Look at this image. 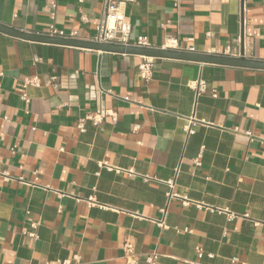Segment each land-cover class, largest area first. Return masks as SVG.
I'll use <instances>...</instances> for the list:
<instances>
[{"label": "crops", "instance_id": "0c3cea01", "mask_svg": "<svg viewBox=\"0 0 264 264\" xmlns=\"http://www.w3.org/2000/svg\"><path fill=\"white\" fill-rule=\"evenodd\" d=\"M52 11L91 41L102 0H0V23L47 35ZM241 15L244 58L264 61V0L125 6L129 44L230 58ZM142 57L0 33V264H129L125 242L131 264H264V71L153 58L145 82Z\"/></svg>", "mask_w": 264, "mask_h": 264}, {"label": "built area", "instance_id": "2783aa9c", "mask_svg": "<svg viewBox=\"0 0 264 264\" xmlns=\"http://www.w3.org/2000/svg\"><path fill=\"white\" fill-rule=\"evenodd\" d=\"M78 3H82L83 0H77ZM137 0H102V12H101V20L99 24L96 27V36L91 40L96 43H101V44H117V45H132L140 48H149L150 45L147 41L146 37H138L135 40V43L129 44L128 42V37L131 32V26L129 23L126 22L125 19V6L126 4H133ZM173 4L175 7L179 6V3L181 0H172ZM55 6H53V9ZM50 20L51 23L49 25V30L47 33V36L49 37H57V38H63V39H73L76 38V34L71 32L69 34H66L63 31L57 30L54 26V21H55V12L52 11L50 14ZM238 41V39H237ZM253 45L252 37H248L245 41V37L243 40V56L245 57V46L250 47ZM171 48H168L170 50H174L175 45L170 44ZM193 50L190 49L189 52H192ZM232 54V51L227 48L225 51L224 56H228ZM235 54V53H234ZM238 56L239 54L234 55ZM153 68H154V59L150 57H142L141 62L139 63L137 67L138 75L143 81H147L151 78L152 73H153ZM40 79L36 76L34 77H28L25 78L22 82V88L23 90H26L28 87H33V88H39L40 87ZM189 88L194 91L196 96H198L201 93L205 92L206 85L202 81L198 82H191L189 84ZM212 97H216V92L213 91ZM20 99L24 103H28L29 99L25 92L20 96ZM107 116H113L111 112L108 111H101L99 113L95 114H89L85 116L83 119L79 120L77 123L76 128L78 129L79 132H84V122L85 121H90L94 126L99 125L104 117ZM193 123H189L185 128L184 131L187 136L191 135L194 133L193 131ZM196 165L198 166L199 163L196 162ZM108 169H111L108 166H105ZM177 173V172H176ZM168 186L171 188L173 186V182H169ZM174 195L170 192L168 193L167 197L170 199ZM184 206H188L190 202L188 200H184L182 203ZM91 205V202H90ZM195 206L198 209H201L203 206L201 204H195ZM208 209V208H207ZM236 215H229V218H234ZM161 225V223H160ZM133 245L131 242H125L123 250L125 254V258L127 263L131 264L133 262L132 257H133ZM197 253L200 254V250L197 249ZM146 262L148 264H155L156 262V256H148L146 258ZM54 264H70L69 261H59Z\"/></svg>", "mask_w": 264, "mask_h": 264}, {"label": "water", "instance_id": "95a60500", "mask_svg": "<svg viewBox=\"0 0 264 264\" xmlns=\"http://www.w3.org/2000/svg\"><path fill=\"white\" fill-rule=\"evenodd\" d=\"M242 8H243V0H240L241 11ZM241 24H242V29L240 32L239 58H230L228 56H222V55L196 54V53L184 52L180 50H169V49L162 50L160 48H154V47L140 48L132 45L101 44L93 41L49 37L47 35L25 32L1 23H0V33L14 38L41 43V44L84 48V49H90V50L108 52V53L139 55L150 58L185 60V61H193L198 63H207V64H214L221 66L264 71V61L250 60L244 58L243 56L244 30H243L242 15H241Z\"/></svg>", "mask_w": 264, "mask_h": 264}]
</instances>
